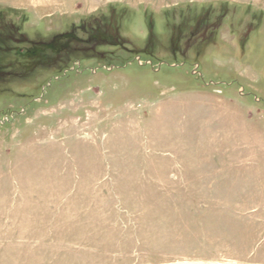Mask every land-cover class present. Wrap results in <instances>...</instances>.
<instances>
[{
	"label": "rangeland",
	"instance_id": "rangeland-1",
	"mask_svg": "<svg viewBox=\"0 0 264 264\" xmlns=\"http://www.w3.org/2000/svg\"><path fill=\"white\" fill-rule=\"evenodd\" d=\"M0 35V264H264V0H0Z\"/></svg>",
	"mask_w": 264,
	"mask_h": 264
},
{
	"label": "flooded vegetation",
	"instance_id": "flooded-vegetation-1",
	"mask_svg": "<svg viewBox=\"0 0 264 264\" xmlns=\"http://www.w3.org/2000/svg\"><path fill=\"white\" fill-rule=\"evenodd\" d=\"M213 11L214 10L210 9V7H206L205 10L202 12V14H200L201 22H202L200 27L202 28V25L204 26L202 32H205V34L207 35L206 39H207L208 36L210 37V34H212V33L214 34L215 31L218 28V24H219V20L218 19H219V17L215 16L216 18L212 19L213 18V16H212L213 15L212 14ZM111 44L119 45L118 43H111Z\"/></svg>",
	"mask_w": 264,
	"mask_h": 264
},
{
	"label": "trees",
	"instance_id": "trees-1",
	"mask_svg": "<svg viewBox=\"0 0 264 264\" xmlns=\"http://www.w3.org/2000/svg\"><path fill=\"white\" fill-rule=\"evenodd\" d=\"M1 38L2 37L0 35V50L2 49L1 46L3 45L2 44L3 41H2ZM66 46H68V44H66V42H65V44L62 43V46H61L62 51H60V53H62L64 51V48ZM15 52L17 53V56L18 57H20V58L21 57H24L25 59H30L33 62V64H35L38 60L43 59V56H44V53H45V49L42 48V46L39 45V44H37V45L34 44L32 47H30V48L27 49V52L25 54H21L20 51H19V49L15 50ZM0 53H1V51H0Z\"/></svg>",
	"mask_w": 264,
	"mask_h": 264
}]
</instances>
